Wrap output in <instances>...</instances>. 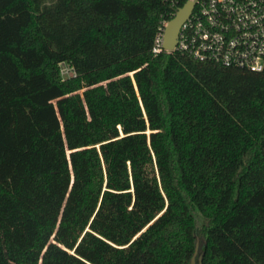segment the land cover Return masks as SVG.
Segmentation results:
<instances>
[{"label": "trees", "instance_id": "16d2710c", "mask_svg": "<svg viewBox=\"0 0 264 264\" xmlns=\"http://www.w3.org/2000/svg\"><path fill=\"white\" fill-rule=\"evenodd\" d=\"M167 11L0 0V264H264V68L154 54Z\"/></svg>", "mask_w": 264, "mask_h": 264}, {"label": "built area", "instance_id": "2783aa9c", "mask_svg": "<svg viewBox=\"0 0 264 264\" xmlns=\"http://www.w3.org/2000/svg\"><path fill=\"white\" fill-rule=\"evenodd\" d=\"M168 7L153 39L154 54L179 53L203 62L250 72L264 68V0H163ZM193 3L182 22L176 44L163 47L167 25L188 2ZM62 77L74 76L66 65Z\"/></svg>", "mask_w": 264, "mask_h": 264}, {"label": "water", "instance_id": "95a60500", "mask_svg": "<svg viewBox=\"0 0 264 264\" xmlns=\"http://www.w3.org/2000/svg\"><path fill=\"white\" fill-rule=\"evenodd\" d=\"M193 7V3L188 1L175 15V17L170 20L166 27L163 47L165 49H172L176 44V38L179 28L182 22L189 16ZM198 253V243L196 242L194 247V252L192 254L190 264H201V255L197 256Z\"/></svg>", "mask_w": 264, "mask_h": 264}, {"label": "rangeland", "instance_id": "374dc122", "mask_svg": "<svg viewBox=\"0 0 264 264\" xmlns=\"http://www.w3.org/2000/svg\"><path fill=\"white\" fill-rule=\"evenodd\" d=\"M62 68H63V72H64V70H66L67 68H66V64H63L62 65ZM64 77V76H63Z\"/></svg>", "mask_w": 264, "mask_h": 264}]
</instances>
